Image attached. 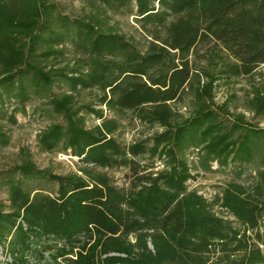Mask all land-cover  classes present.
Returning a JSON list of instances; mask_svg holds the SVG:
<instances>
[{"label": "trees", "instance_id": "1", "mask_svg": "<svg viewBox=\"0 0 264 264\" xmlns=\"http://www.w3.org/2000/svg\"><path fill=\"white\" fill-rule=\"evenodd\" d=\"M87 2L90 11L72 17L53 0H0V105L14 100L7 118L15 124L14 114L24 112L32 95L44 97L61 122L40 133L43 150L69 151L92 168H126L130 180L118 187L90 168L57 175L25 154L5 182L9 203L8 211L0 204V264H29L56 244L59 256H75L74 264H209L212 250L221 252L217 264H264V128L213 101L215 82L252 77L247 105L264 116V71H258L264 64V0ZM131 2L142 21L164 34L143 51L109 25L100 6L121 9ZM198 43L218 49L204 55L203 67L189 59ZM54 86L66 90L52 93ZM86 90L98 92L100 106L129 111L160 130L150 143H118L114 119L104 117L102 108L78 104L77 95ZM187 91L194 108L179 119L172 104ZM82 113L100 123L86 127ZM7 143L0 131V145ZM190 148L207 167L257 159L255 185L247 189L231 182L211 201L187 191ZM142 156L162 158L166 168L145 172L136 160ZM43 180L56 185L53 193L33 185ZM108 252L123 257L101 259Z\"/></svg>", "mask_w": 264, "mask_h": 264}, {"label": "rangeland", "instance_id": "2", "mask_svg": "<svg viewBox=\"0 0 264 264\" xmlns=\"http://www.w3.org/2000/svg\"><path fill=\"white\" fill-rule=\"evenodd\" d=\"M57 3L59 11L62 14L72 17L82 16L88 13L91 9L87 0H53ZM106 11L109 18V25L118 29L123 33L137 49L143 51L149 41H152L155 36L162 37L163 31L155 28L154 25L145 23L136 14L135 3L131 2L126 7L116 9L112 6L100 5ZM67 50H71L70 44L66 45ZM218 51L212 46V43L203 45L198 43L193 49V53L189 56L191 61H195L197 66L205 65L204 55H208V51ZM73 54H70L71 57ZM258 71H264V64L258 67ZM258 77V76H257ZM254 79L252 77H241L231 83H226L223 80L215 82L213 89V101L216 105L222 103L227 104L228 111L234 115L242 114L244 120L259 128H264V116L256 115L248 108L247 101L251 97V85ZM256 81V80H255ZM66 90V87L58 88L54 86L51 89L52 93H59ZM6 100V99H4ZM78 104H91L93 108H102L103 115L107 119H114L117 122V129L113 134L115 140L122 144L128 145L133 142L143 141L150 143L149 139L155 131L160 129L156 126H149L139 122L133 117L129 111L110 110L99 105L98 92L96 90L81 91L77 95ZM46 99L42 96L32 95L30 100L24 103V112H16L14 114L15 124L8 120V115L13 112L16 107L14 100H6L3 106L0 105V131L8 137L6 145H0V204L4 211H8V192L5 182L11 178L12 169L15 165H19L25 154H28L34 164L40 169H48L53 174L68 175L81 174L80 170L89 169L94 173H105L118 187H127L130 180L129 171L126 168L118 170H106L100 168H92L85 166L77 157L70 155L69 151L63 152L61 149H56L53 152H47L40 147L38 137L40 133L50 124L61 122V118L55 116L50 111V107L46 103ZM190 92H185L181 97L172 104V108L176 113L177 118L183 119L190 115L194 108V102ZM85 117L86 127H92L100 123L99 119L92 114L82 113ZM187 164L190 167L191 178L186 181L187 191H195L203 196L208 201L219 196L227 184L234 182L250 189L257 181V172L261 169L257 159L242 165L229 164L226 167L219 168L215 162L207 167L199 160L197 150L190 148L185 154ZM137 162L144 166L145 172L157 173L166 168L165 160L162 158H149L142 156L136 158ZM92 169V170H91ZM17 176H13L16 179ZM33 185L43 188L46 191L53 193L56 185L47 181L33 182ZM217 215L227 220L232 227L240 228V225L234 218L225 211L214 207ZM156 225V223L154 224ZM143 230L145 234L150 235L153 230L151 228ZM249 234V232H247ZM128 238L133 242V236ZM150 236L146 238L148 248L151 250ZM60 244H56L55 248L48 251H43L42 256L31 258L29 264H74L73 255L59 256L57 251ZM76 251V249L74 250ZM123 257L122 254L116 252H108L101 255V259L105 257ZM237 256V255H236ZM221 257L220 250H212L209 254V264H217L218 258ZM0 259L2 257L0 256ZM37 259V261H36Z\"/></svg>", "mask_w": 264, "mask_h": 264}]
</instances>
